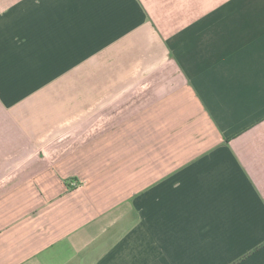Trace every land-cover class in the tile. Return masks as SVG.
<instances>
[{
  "label": "crops",
  "instance_id": "crops-1",
  "mask_svg": "<svg viewBox=\"0 0 264 264\" xmlns=\"http://www.w3.org/2000/svg\"><path fill=\"white\" fill-rule=\"evenodd\" d=\"M0 264H264V0H0Z\"/></svg>",
  "mask_w": 264,
  "mask_h": 264
}]
</instances>
